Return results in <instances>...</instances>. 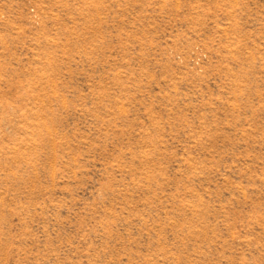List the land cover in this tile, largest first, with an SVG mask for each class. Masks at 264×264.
I'll return each mask as SVG.
<instances>
[{"label":"rangeland","instance_id":"rangeland-1","mask_svg":"<svg viewBox=\"0 0 264 264\" xmlns=\"http://www.w3.org/2000/svg\"><path fill=\"white\" fill-rule=\"evenodd\" d=\"M0 264H264V0H0Z\"/></svg>","mask_w":264,"mask_h":264}]
</instances>
